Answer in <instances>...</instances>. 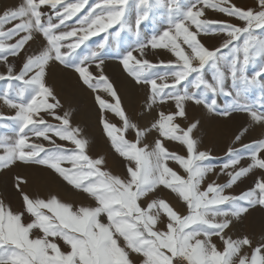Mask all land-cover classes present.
<instances>
[{
  "label": "snow or ice",
  "instance_id": "obj_1",
  "mask_svg": "<svg viewBox=\"0 0 264 264\" xmlns=\"http://www.w3.org/2000/svg\"><path fill=\"white\" fill-rule=\"evenodd\" d=\"M154 9L164 10V24L143 39L141 25ZM209 10L230 19H210ZM258 31L264 33V0H255L253 7L231 0H21L0 12V64L5 68L0 81L8 82L0 103L14 112L0 114V121L16 126L13 142L0 138V170L18 162L45 167L90 201L74 206L56 195L32 197L21 188L26 181L16 177L21 209L14 211L0 200V264H264V242L254 244L248 235L234 238L227 231L250 209H264V178L240 195L226 194L254 169L264 171V138L239 149L230 146L217 173L227 182L204 186L215 169L208 163L211 152L200 150L194 138L199 121L187 127L176 122L187 119L192 103L225 118L244 113L264 128V35ZM125 32L135 40L118 53L124 72L148 88L149 109L169 102L175 108L159 111L146 129L129 118L104 71L109 38ZM214 35L224 37L220 46L201 40ZM98 36L89 47L87 42ZM160 50L171 58H147ZM10 57L20 66L9 63ZM53 64L74 71L95 94L100 123L124 161V175L107 169L105 157L90 156L89 141L72 125L71 113L58 112L63 105L46 83ZM255 89L260 95L250 103L248 93ZM219 97L226 100L223 106ZM106 112L121 125L111 123ZM129 131L134 140L126 138ZM152 131L157 138L145 143ZM247 131L243 128L234 142ZM33 138L42 142H30ZM165 141L181 145L185 154L170 151ZM244 153L250 162L240 166ZM161 188L175 194L182 212L158 195Z\"/></svg>",
  "mask_w": 264,
  "mask_h": 264
},
{
  "label": "rangeland",
  "instance_id": "obj_2",
  "mask_svg": "<svg viewBox=\"0 0 264 264\" xmlns=\"http://www.w3.org/2000/svg\"><path fill=\"white\" fill-rule=\"evenodd\" d=\"M21 0H0V12L6 8L18 5ZM90 4L96 0H89ZM181 4H188L191 0H180ZM232 3L239 7H253L255 0H231ZM207 17L217 20H229L230 18L223 16L220 13L212 11L207 12ZM130 22H134L135 9L134 7L128 13ZM232 23L238 24L235 19H231ZM164 24V10L154 9L151 13L150 19L141 25V38L149 39L152 34L160 30ZM112 31V30H110ZM264 35V33H259ZM101 35H104L103 33ZM224 37L221 35L214 36H201L202 42L208 47L220 46ZM100 37H93L91 41L87 42L89 47H94V41L98 42ZM135 37L130 33H122L120 38L110 37L109 47L105 50L104 55V71L109 77L115 89L117 90L129 118L137 123L141 129H146L154 122L159 111L169 112L175 111L171 102L164 105H154L149 109L148 99L149 91L146 86L137 85L123 70L119 63V55L123 51L128 50L134 43ZM35 47V45H33ZM147 58L152 62L160 60L167 61L170 55L163 50H160L159 55L149 52ZM9 63H15L17 67L20 66V61L17 58H9ZM94 73L96 69H91ZM250 72L254 69H249ZM5 68L0 64V73H4ZM7 81H0V93L7 87ZM14 85L17 82H13ZM46 83L50 86L55 95L60 99L63 107L58 110L60 114L64 111L71 113V123L73 126H78L82 135L89 141L87 152L90 156L96 158L103 156L106 159V167L114 174L124 175V161L121 157L114 152L110 146L102 125L100 123L101 113L94 96L95 94L84 86L77 74L71 69H65L59 64H53L47 72ZM261 90L255 89L248 93V101L255 102L260 95ZM105 99L111 101L104 93H100ZM226 100L224 97L218 98V103L223 106ZM0 114L5 116L14 115L13 110L5 107L0 103ZM106 118L116 124L118 127L121 125L119 119L111 112L105 113ZM199 121L198 128L194 131V138L197 139L200 150H207L211 152L213 159L208 162L214 166V171L210 173L204 182L207 183L215 180L217 183L223 184L227 182L228 177L224 175L217 176L220 171V166L227 162L226 156L227 149L231 146L239 149L243 144H249L253 141L264 138V128L259 125H253L250 119L244 113L236 112L230 117H223L208 113L202 106L189 103L187 105V119H177L182 127H187L189 123ZM50 123H58L51 120ZM0 138H4L7 142L11 143L16 139V126L9 120L0 121ZM247 127L248 131L243 135L239 142H234L236 135H238L243 128ZM155 131L149 132L144 138L145 143L151 144L156 138ZM126 138L129 140L135 139V134L132 131L126 133ZM30 142H42L33 138ZM45 147L48 146L47 142H43ZM57 143H64L57 140ZM166 146L170 151L177 152L181 155L185 154L183 147L174 142L165 141ZM264 155V153H262ZM245 158L241 160L240 166H247L249 159L247 153H244ZM170 166L174 168L179 174L184 175L183 171L175 164L170 162ZM16 177L22 178L26 183L21 185L24 192L32 197L39 196V190H42L45 195H54L50 193L51 187H38L36 184L38 180L50 181L59 186L58 181L62 180L52 170L38 165H25L17 163L9 169L0 170V190L6 192L5 204L10 205L14 211L21 209L22 201L20 192L15 187ZM257 178H264V171L254 169L247 176L241 178L231 189L226 190V194L240 195L243 191H247L254 186ZM54 184V185H55ZM53 185V184H51ZM158 195L161 198L168 200V202L178 211L184 210L182 202L166 189H159ZM40 197V196H39ZM234 238L248 235L253 239L254 244L264 242V209L253 208L249 213L243 216L239 221H234L233 226L227 230ZM218 242V241H217ZM219 243V242H218Z\"/></svg>",
  "mask_w": 264,
  "mask_h": 264
},
{
  "label": "crops",
  "instance_id": "obj_3",
  "mask_svg": "<svg viewBox=\"0 0 264 264\" xmlns=\"http://www.w3.org/2000/svg\"><path fill=\"white\" fill-rule=\"evenodd\" d=\"M36 184H38L37 186L40 188L51 187L52 190L50 191V193L56 195L60 200L64 202L72 203L74 206L86 205L90 203V201L85 196V194L76 191L63 180L58 181L59 186H57L55 183H52L50 181H41V180H38ZM38 192L40 194L39 196L42 198L46 199L49 197V195H45V193L42 190H39ZM5 198H6V192L0 190V200H3L5 202Z\"/></svg>",
  "mask_w": 264,
  "mask_h": 264
}]
</instances>
